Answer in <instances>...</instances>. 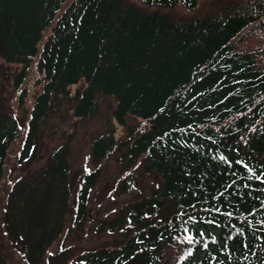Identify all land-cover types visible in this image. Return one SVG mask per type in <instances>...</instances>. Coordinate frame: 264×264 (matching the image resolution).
Returning <instances> with one entry per match:
<instances>
[{
    "label": "trees",
    "instance_id": "16d2710c",
    "mask_svg": "<svg viewBox=\"0 0 264 264\" xmlns=\"http://www.w3.org/2000/svg\"><path fill=\"white\" fill-rule=\"evenodd\" d=\"M0 65L17 106L33 87L26 126L0 107V177L14 140L22 162L51 139L2 210L26 264L80 229L110 159L111 194L133 197L102 209L110 241L72 264H264V0H0ZM101 99L105 122L81 133L93 166L71 174Z\"/></svg>",
    "mask_w": 264,
    "mask_h": 264
},
{
    "label": "rangeland",
    "instance_id": "374dc122",
    "mask_svg": "<svg viewBox=\"0 0 264 264\" xmlns=\"http://www.w3.org/2000/svg\"><path fill=\"white\" fill-rule=\"evenodd\" d=\"M5 68L0 65V107L8 113L14 114V116L20 121H24V126H26L27 117L30 111V105L32 101V89L33 87L28 84V93L25 97V101L21 105H16L15 95L16 91L11 90L10 86L7 85L5 80ZM10 79V77H8ZM73 88V85H71ZM101 108L98 113L92 116L90 120L87 122L88 126L84 123H80L78 125V132L74 135V138L70 141V148L67 151V159L71 170L77 172L81 165L87 164V166L92 167L90 161V151L89 145L86 141V137L81 134L85 131H88L98 125H101L105 122L107 118V112L110 109L108 101H102L101 99ZM119 126L116 128V132H118ZM46 134L49 131L47 128L45 130ZM58 134V133H56ZM46 137V138H45ZM20 138V137H19ZM19 138L14 140L10 146L5 167L3 170V174L0 177V250L6 256L10 262V264H26L23 260V257L20 253V242H16L10 239L2 232V218L4 217L2 214V210H4L7 204L8 192L10 190V186L16 180L19 175H27L26 177L33 176L34 172L39 168V166L44 161L46 156V149H44L51 141L49 140V136L42 135L39 138L38 144L36 146V150L33 154L25 159L22 162H16V153L19 147ZM122 165L117 164L113 160H109L103 165L101 174L92 187V191L90 194V201L93 206L89 204L88 216L85 221L82 223L80 229L72 231H66L63 236L57 237L53 243L49 246L50 251H59L56 255H50L45 257L43 263L41 264H72L71 257L77 253L79 250H84L88 248H93L99 246L105 242L110 241L112 234L107 230H98L95 228V217L102 215L101 211L105 208V206L112 205L114 203L119 204L124 202L125 200L133 197V191H119L117 194L112 195L111 191L113 189V183L117 182L116 178V170H118ZM33 172V173H32ZM25 177V178H26ZM155 175L146 176L145 180L153 182L155 179ZM72 176L69 175V181L72 183ZM75 181V180H74ZM111 189V190H110ZM108 190V192H107ZM72 225L68 228L71 230ZM37 230H27L26 236L35 238L37 237ZM79 264V263H75ZM124 264V263H123ZM125 264H136L133 260H129Z\"/></svg>",
    "mask_w": 264,
    "mask_h": 264
},
{
    "label": "snow or ice",
    "instance_id": "6c2138e0",
    "mask_svg": "<svg viewBox=\"0 0 264 264\" xmlns=\"http://www.w3.org/2000/svg\"><path fill=\"white\" fill-rule=\"evenodd\" d=\"M187 239H188L189 242H191V237H188Z\"/></svg>",
    "mask_w": 264,
    "mask_h": 264
}]
</instances>
